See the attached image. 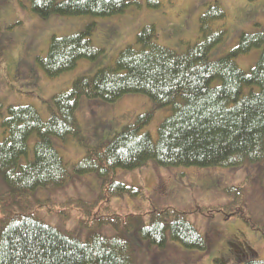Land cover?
<instances>
[{
  "label": "trees",
  "instance_id": "1",
  "mask_svg": "<svg viewBox=\"0 0 264 264\" xmlns=\"http://www.w3.org/2000/svg\"><path fill=\"white\" fill-rule=\"evenodd\" d=\"M139 5L137 0H29V12L41 20L53 15L103 19L123 15L133 6L143 7ZM91 28L61 38L48 33V49L44 45L48 51L43 66L40 63L48 78L55 79L75 70L81 60L103 54L90 47L91 41L83 44ZM44 30L38 26L34 37ZM227 34V15L221 5L206 4L198 19L196 44L184 52L159 44L154 24L146 26L118 55L114 69L105 68L103 76L76 79L69 90L54 96L47 122L29 104L8 108L0 141V264H132L129 238L103 236L107 231L102 225H82L75 216H65L57 205L38 207L39 202L31 197L40 189H60L74 177L88 174L104 182L116 169L133 171L149 160L174 168H229L264 161V31L242 32L236 48L210 62V52ZM254 49L261 50L259 59L249 72H243L235 59ZM31 56L27 57L30 71L19 72L7 84L18 83L35 71ZM0 69L6 75L4 64ZM125 94L145 95L155 107L168 109L156 138L145 128L150 115H139L108 143H102L98 134L93 138L89 134L88 140L75 116L81 98L112 104ZM106 123V129L115 126ZM69 140H76L86 153L76 165H67L57 152ZM81 205L76 204L80 209ZM36 209L38 214L44 209L51 212L50 218L64 215L69 224L46 226L32 215ZM109 222L117 225L115 219ZM254 227L264 234V226ZM175 237L186 242L193 240V233L182 226ZM233 258L236 264H264L254 260L247 245Z\"/></svg>",
  "mask_w": 264,
  "mask_h": 264
},
{
  "label": "rangeland",
  "instance_id": "2",
  "mask_svg": "<svg viewBox=\"0 0 264 264\" xmlns=\"http://www.w3.org/2000/svg\"><path fill=\"white\" fill-rule=\"evenodd\" d=\"M137 1L144 8L133 6L127 13L117 16L116 19L112 17L97 20L94 17L97 21L92 23L93 26L90 30L88 29L89 37L93 33V46L96 49L106 51L97 60L93 62L82 61L75 70L62 75L56 80L46 78L37 70L38 74L33 72L27 76H22L19 82L15 84H7V80H13L19 72L30 71V67L27 68L30 61V59H27L29 51L35 47L31 51L30 62V65L34 66L32 57L36 53L45 52L46 47L43 48V46L47 43L48 33L52 32V35L56 36L77 33L91 20L89 17L84 16L72 18L54 16L41 20L35 14L24 10L16 0L0 1V7L3 8L0 11V34L5 36L3 43L1 42L0 45V54L2 53L0 65L4 64L7 69L6 75L3 74L4 70L0 69V102L4 103L3 106H0V141L2 140L1 123L7 117L8 108L29 104L37 110L43 121H47L49 116L45 118L41 110L52 108L51 98L54 95L68 90L75 78L83 75L92 76L97 69L112 63L120 50L128 47L130 41L131 44L134 43L143 26L154 24L159 44L175 51L184 52L189 45L196 44L198 19L204 5L214 2L219 3L227 15L228 34L224 41L210 52L209 60L211 61L220 59L236 47L240 34L252 31L257 25L255 23H259L264 29V0ZM200 3L202 8L199 7ZM24 4L27 5V2H24ZM16 11L17 15H15ZM16 21H20L21 26L14 27L12 24ZM38 26H43L45 30L34 37L38 31ZM108 26L112 30L107 31ZM161 31L165 32L161 35ZM88 41L89 39H84L83 44ZM48 44L49 42L47 48ZM217 52L220 53L216 54ZM260 53V49H254L249 54L238 57L236 64L243 72H249L256 64L257 57L259 59ZM31 80L34 81L31 82ZM79 105V122H82L84 135L87 138V135L93 133L92 131L98 130L96 134L99 138H103L102 143H108L116 133L120 132L125 125L134 121L137 116L148 115L146 112H149V105L156 113L153 112L152 114L148 130L152 135L151 137L156 138L161 120L168 111V109L163 108L157 109L152 105L151 100L145 96L133 94H129L114 104L81 99ZM105 121L115 123V126L120 125L121 127L120 129L114 128L115 130L113 129V133L108 137V134H110L108 130L112 125H109L110 128L106 129ZM103 122L105 123L99 126ZM87 146L92 147L91 145ZM57 150L67 163H76L83 158L77 141L74 142V145L63 144ZM185 172V177H175V172H172V169L161 167L156 169L151 164L145 170H140L133 176H127L130 178L127 181L143 186L138 191V201L147 200L150 193L153 206L156 209L178 207L197 214V218H192L191 222L200 234L206 235L210 241L211 251L204 253L202 260L196 264H231L227 257L220 258V256L231 255L227 243L233 240L234 236L244 239L255 251L256 257H259L257 260H263L264 234L254 226H264V165L259 168H242L241 170L239 168H229L227 171L214 173L202 172V169H189ZM123 177L122 173H118V180H122ZM224 181L228 182L229 186H235L238 193L234 196L222 194L220 188L224 185ZM0 183H2L1 180ZM41 190L45 189L38 191ZM229 191L231 190L228 189ZM99 192L97 179L87 176L84 179L74 181L61 191L39 192L36 194V199L45 200L48 204L58 205L68 203L73 199H96ZM116 198L110 199V206L108 200H105L101 207L88 204L82 208V214L72 210L69 212L70 218L75 216V219L82 221V225H93L94 223L107 225L109 218L114 216L127 217L133 221L135 214L127 208L128 204L131 205L132 200L126 198L125 201H122L120 197ZM222 201H224V207L229 212L235 209L234 218L231 214L226 215V219L221 218V216L205 218L200 214L202 213L198 208V205L201 206L200 203L204 205L213 204V206L220 209L218 203ZM59 209L67 210L65 207H59ZM41 217L42 223L52 228L65 227L69 224L65 222L64 215L56 219L45 214H42ZM213 230H216L214 234ZM105 234L111 235L110 232ZM130 242L135 250L132 260L134 261L135 258L136 264H185L197 260V255L193 252L183 251L174 247L171 243H165L162 247L156 248L153 245H148L147 241L133 243L130 240Z\"/></svg>",
  "mask_w": 264,
  "mask_h": 264
},
{
  "label": "bare ground",
  "instance_id": "3",
  "mask_svg": "<svg viewBox=\"0 0 264 264\" xmlns=\"http://www.w3.org/2000/svg\"><path fill=\"white\" fill-rule=\"evenodd\" d=\"M129 94H125V95H123V97H126V96H128Z\"/></svg>",
  "mask_w": 264,
  "mask_h": 264
}]
</instances>
